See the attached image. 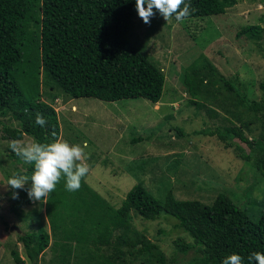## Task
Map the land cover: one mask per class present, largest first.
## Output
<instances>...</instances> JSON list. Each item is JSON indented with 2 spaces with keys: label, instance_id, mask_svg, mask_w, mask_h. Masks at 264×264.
Segmentation results:
<instances>
[{
  "label": "trees",
  "instance_id": "1",
  "mask_svg": "<svg viewBox=\"0 0 264 264\" xmlns=\"http://www.w3.org/2000/svg\"><path fill=\"white\" fill-rule=\"evenodd\" d=\"M187 2V0H186ZM237 0H191L194 12L186 19L218 15L233 6ZM155 12V9H154ZM135 0H0V132L9 143L24 135L33 141L49 143L61 134L57 111L45 94L54 101L57 94H50L43 87L61 92L70 98L94 97L103 101L127 98H145L157 103L163 92L165 74L158 64L129 37L133 26ZM156 12V16H158ZM175 21V19L173 18ZM157 22V20H156ZM261 33L258 24L244 25L237 36L257 39ZM204 55L196 57L184 70V82L193 97L200 98L203 85ZM209 66V65H208ZM215 75L212 67L206 76ZM230 94L235 96L240 111L231 110L230 126L205 129L227 146L239 140L251 142L239 130L236 122L248 128L264 110L263 103L249 98L232 80L220 76ZM264 96V79L259 82ZM210 92H213L211 90ZM210 116L216 110L206 109ZM40 114L47 121L44 127L35 123ZM9 115L16 123H6L1 117ZM246 116V119H244ZM230 117V118H228ZM264 139V134L261 135ZM136 140H140L138 137ZM9 145V144H8ZM241 146V145H240ZM7 155L31 176L33 165L25 164L7 146ZM264 176V167L261 169ZM19 175V174H17ZM31 184V180L29 179ZM26 193V194H24ZM27 191L13 201V208L24 221L30 212L19 207L29 201ZM246 202L221 190L210 203L198 199H178L171 193L164 199L153 196L141 183L133 184L118 207L112 206L86 182L81 181L78 191L69 192L61 179L54 192L44 203V214L52 233L59 232L63 242L54 240L53 250L58 249L59 264H68L71 248L68 241L88 244L86 264H120L126 254L154 256L156 264H166L165 254L152 248L157 246L132 225L133 214L144 219L172 216L174 227L181 229L194 241L193 245L175 243L182 253L191 247L196 256L193 264H221L224 257L236 253L248 264L253 252L264 253V206L250 211ZM133 212V214H132ZM30 220V219H28ZM20 241L30 262L37 263L50 245V234L41 226L31 231H18ZM113 252L103 254V248ZM60 248V249H59ZM10 254L18 264L25 260L16 248Z\"/></svg>",
  "mask_w": 264,
  "mask_h": 264
},
{
  "label": "rangeland",
  "instance_id": "2",
  "mask_svg": "<svg viewBox=\"0 0 264 264\" xmlns=\"http://www.w3.org/2000/svg\"><path fill=\"white\" fill-rule=\"evenodd\" d=\"M145 24L136 13L129 37L141 44L143 51L158 64L165 74L162 96L157 103L145 98H127L103 101L94 97L70 98L61 92L43 87L42 98L51 102L57 111L61 134L58 140L83 145L88 154L89 173L86 182L112 206L118 207L129 188L141 182L155 197L164 199L171 193L178 199H198L210 203L224 190L231 196L253 202L250 211L264 206V110L258 113L248 128L239 122V130L252 145L239 140L227 146L217 134L209 135L205 129L230 126L231 110L240 111L233 92L226 88L220 76L234 81L249 98L259 100L264 106V96L259 82L264 79V0H237L218 15L195 17L176 22L165 21L158 14ZM157 20V22H156ZM258 24L261 33L257 39L237 36L244 25ZM204 55L203 85L200 98L193 97L183 76L186 67ZM209 65V66H208ZM215 75L206 73L209 68ZM213 90V92H210ZM216 110L210 116L206 109ZM230 118V117H228ZM6 123L16 122L9 116L1 117ZM246 119V116H244ZM140 137V140H136ZM21 141L32 142L24 135ZM9 141L0 132V264H18L10 254L16 248L29 261L23 245L17 241L18 231H31L41 225L50 234V245L35 264H59L58 249L53 242H63L59 232L53 234L44 214V203L29 199L20 205L23 213L33 208L28 219L20 218L13 208V192L19 196L23 189L6 186L13 174L24 175V167L7 155ZM31 186L26 182L24 189ZM26 194V193H24ZM26 197H28L26 195ZM133 214V212H132ZM176 219L161 216L144 219L133 214L132 225L157 246L154 254H165L166 264H193L196 256L191 247L182 253L175 243L193 245V239L181 229L174 227ZM71 248L68 264H86L89 248L95 259L98 253L90 243L68 241ZM60 249V248H59ZM113 252L111 247L101 253ZM120 264H156L154 256L144 253L126 254Z\"/></svg>",
  "mask_w": 264,
  "mask_h": 264
},
{
  "label": "clouds",
  "instance_id": "3",
  "mask_svg": "<svg viewBox=\"0 0 264 264\" xmlns=\"http://www.w3.org/2000/svg\"><path fill=\"white\" fill-rule=\"evenodd\" d=\"M135 9L139 18L150 24V18L158 12L165 21L175 19L183 22L192 12L191 0H135ZM155 9V12H154ZM35 123L41 127L47 121L40 114L35 117ZM8 147L25 164L33 165L31 176L13 174L6 181V186L11 189H24L29 179L31 186L26 189L30 200L47 203L49 194L54 192L61 179L65 181V188L69 192L78 191L81 181L89 173L87 163L88 154L85 149L87 142L83 145L69 144L63 140H54L49 143L32 141L25 143L21 140H12ZM13 198L17 194L13 192ZM248 264H264V253L253 252L248 256ZM221 264H244V258L232 253L223 258Z\"/></svg>",
  "mask_w": 264,
  "mask_h": 264
}]
</instances>
